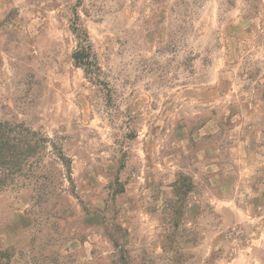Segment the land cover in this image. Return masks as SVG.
<instances>
[{
  "label": "rangeland",
  "instance_id": "rangeland-1",
  "mask_svg": "<svg viewBox=\"0 0 264 264\" xmlns=\"http://www.w3.org/2000/svg\"><path fill=\"white\" fill-rule=\"evenodd\" d=\"M0 122V264H264V0H0Z\"/></svg>",
  "mask_w": 264,
  "mask_h": 264
},
{
  "label": "trees",
  "instance_id": "trees-1",
  "mask_svg": "<svg viewBox=\"0 0 264 264\" xmlns=\"http://www.w3.org/2000/svg\"><path fill=\"white\" fill-rule=\"evenodd\" d=\"M72 32L75 38V48L72 52L73 63L83 69L86 77L92 83L105 87L106 83L100 80L101 69L97 63L96 55L92 49L91 42L88 35L84 30L78 27L75 22L72 26ZM5 124L0 122V165L5 163L7 156L10 154L11 148H16L17 143L11 144L12 141L9 139L8 135L10 130L4 127ZM46 138L37 137L34 144V149H41L44 145ZM56 149V147H54ZM57 154L59 159L65 160V157L62 155L61 151L57 149ZM66 166L67 172H69V166L67 163H64ZM1 184V183H0Z\"/></svg>",
  "mask_w": 264,
  "mask_h": 264
}]
</instances>
